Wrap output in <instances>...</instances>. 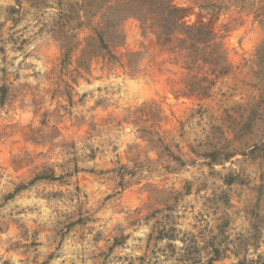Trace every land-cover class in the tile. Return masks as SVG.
Wrapping results in <instances>:
<instances>
[{
	"label": "clouds",
	"instance_id": "obj_1",
	"mask_svg": "<svg viewBox=\"0 0 264 264\" xmlns=\"http://www.w3.org/2000/svg\"><path fill=\"white\" fill-rule=\"evenodd\" d=\"M0 264H264V0H0Z\"/></svg>",
	"mask_w": 264,
	"mask_h": 264
},
{
	"label": "rangeland",
	"instance_id": "obj_2",
	"mask_svg": "<svg viewBox=\"0 0 264 264\" xmlns=\"http://www.w3.org/2000/svg\"><path fill=\"white\" fill-rule=\"evenodd\" d=\"M169 99H171V97Z\"/></svg>",
	"mask_w": 264,
	"mask_h": 264
}]
</instances>
